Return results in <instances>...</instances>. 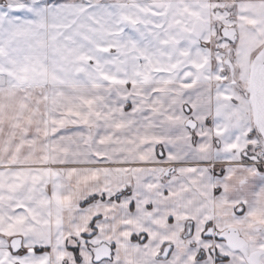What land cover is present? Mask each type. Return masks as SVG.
<instances>
[{"label":"snow or ice","instance_id":"snow-or-ice-1","mask_svg":"<svg viewBox=\"0 0 264 264\" xmlns=\"http://www.w3.org/2000/svg\"><path fill=\"white\" fill-rule=\"evenodd\" d=\"M0 264H264V0H0Z\"/></svg>","mask_w":264,"mask_h":264}]
</instances>
